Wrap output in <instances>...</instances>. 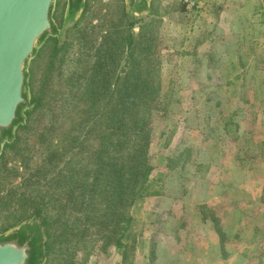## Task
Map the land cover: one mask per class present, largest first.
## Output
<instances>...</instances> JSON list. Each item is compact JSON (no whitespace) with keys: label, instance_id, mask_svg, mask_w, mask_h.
Wrapping results in <instances>:
<instances>
[{"label":"trees","instance_id":"obj_1","mask_svg":"<svg viewBox=\"0 0 264 264\" xmlns=\"http://www.w3.org/2000/svg\"><path fill=\"white\" fill-rule=\"evenodd\" d=\"M137 22L125 15L128 29ZM93 30L83 32L80 37L76 60L79 69L68 74L61 91L55 89L50 97L46 94L45 80H50L55 70V60L65 48V38H50L40 50L36 59L46 46L52 45L43 71L45 80L40 81L38 92L32 95L34 107L27 112L26 125L18 129L15 141L4 147L0 158V187L4 173L9 171L12 187L6 196H19L15 203L20 204L22 214L15 224L39 218L49 237L50 228L59 222L63 235L68 234L65 237L68 243L72 242L73 235L75 246L79 245L91 231L93 242H100L101 249L112 244L120 250L125 248L123 239L133 221L130 208L140 199L162 190L151 189L155 169L151 154L154 141L151 115L162 95L163 106L170 99L165 97L167 89L162 90L159 37L153 20L144 23L136 36L110 31L99 41ZM243 96L236 101L217 94L205 96L203 99L212 104L204 113L190 116L188 128L184 129L187 137L184 140L188 141L184 142V149L178 155L167 157L166 167L174 168L179 163L184 168L195 167L192 176L188 180L184 178V187L180 184L175 191L181 197L194 198L202 209L209 210L206 202L211 191L207 184L213 182L204 175L218 167L221 173L214 180L218 186L214 196L229 198V206L234 210L241 208L247 195L239 191L240 183L260 180L257 185L262 186L264 203V174L252 175L255 167L264 166L261 131L264 112L253 113L250 101ZM42 115L48 116L46 126ZM244 123H252L256 129H247ZM28 135L32 136V142ZM36 152L41 158L35 161ZM11 160L19 164L9 170L7 164ZM18 169L25 171V175ZM35 175L44 180L43 190L30 194L34 191L28 178ZM38 182L39 179L35 181ZM53 207H57L56 218L47 214ZM209 211V215H201L200 224L206 227L211 222L212 234L217 238L214 250L220 259L230 260L235 248L226 247L225 240L234 234L225 232L221 227L223 219ZM254 211L250 224H245L244 231H240L242 237L246 227L249 231L251 228L252 236L257 228L264 227V207L258 206ZM72 219L73 222L65 223ZM249 250L246 243L244 251L236 253L231 264L236 259L250 264L251 257L257 259V264H264V252L251 255L255 254L254 248L251 253Z\"/></svg>","mask_w":264,"mask_h":264},{"label":"rangeland","instance_id":"obj_2","mask_svg":"<svg viewBox=\"0 0 264 264\" xmlns=\"http://www.w3.org/2000/svg\"><path fill=\"white\" fill-rule=\"evenodd\" d=\"M64 6L65 0H58L55 18L60 25ZM125 15L123 0H86L79 24L66 31L65 48L55 60L50 80H45L43 71L52 45L46 46L41 56L31 64V93L36 95L42 80L47 84L48 97L53 96L55 89L61 91L68 74L79 69L76 60L83 32L94 28L99 41L110 31L129 32L136 36L144 23L153 20L159 37L157 47L162 90L167 89L165 97L170 99V102L166 101L169 104L163 106L162 95L151 115L154 139L151 154L155 166L151 189L162 190L140 199L130 208L133 221L123 239L125 248L120 250L112 244L101 249L100 242H93L91 229L79 245L75 246L73 235L72 242L68 243V234L63 235L57 222L49 230L46 264H231L236 253L244 251L246 243H249V253L254 248L255 254L251 255L264 252V238L260 241V237H264V227L257 228L254 236L250 234L251 228L249 231L247 227L245 236L240 234L245 224H250L254 210L258 206L264 207L262 186L257 185L260 180L240 183L239 191L247 196L242 200L245 203L241 208L234 210L229 206V198L213 195L218 191L214 180L221 173L219 167L211 168L204 175L213 181L207 184L211 191L207 196L209 202H206L209 210L214 217L223 219L221 227L225 232L234 234L225 240L226 247L235 248L231 251L232 258L222 260L213 247L217 238L212 234L211 222L203 227L199 221L202 214L209 215L210 211L202 209L200 202L193 201L194 198L181 197L175 191L180 184L184 187V178L188 180L195 167L184 168L181 163L174 168L166 167L167 157L174 153L178 155L184 149V142H188L184 140L187 138L184 137V129L188 128L190 116L204 113L203 110L212 104V101L203 99L208 94L235 101L242 100L244 94L252 105L253 113L264 112V105L260 106L264 97V7L259 0H210L202 5L191 0H153L151 13L136 20L138 22L130 29L126 27ZM43 110L46 111V107ZM42 120L44 126L48 125V116L42 115ZM244 126L256 129L252 123H244ZM261 131L264 133V127ZM45 133L48 134L47 131ZM28 139L32 142V136L28 135ZM38 153L33 158L35 161L40 157ZM18 164L11 160L7 169L11 170ZM18 170L25 175V171ZM261 173L264 174V166L255 167L252 175L257 177ZM10 175L9 171L4 173L0 187L2 230L15 224L22 216L20 204L15 203L19 196H6L12 187L9 186ZM18 178L16 181H20ZM37 179L39 182L35 183ZM236 179L241 181L239 175ZM28 182L34 191L30 194L43 190L44 180L40 176L29 177ZM55 210L57 207L49 208L47 214L56 218ZM257 262L255 257H251L250 264ZM234 264L243 262L236 259Z\"/></svg>","mask_w":264,"mask_h":264},{"label":"water","instance_id":"obj_3","mask_svg":"<svg viewBox=\"0 0 264 264\" xmlns=\"http://www.w3.org/2000/svg\"><path fill=\"white\" fill-rule=\"evenodd\" d=\"M153 0H123L127 17L146 18ZM198 5L210 0H191ZM264 7V0H259ZM58 0H0V158L15 141L34 107L31 64L50 38L64 39L82 17L86 0H65L62 24ZM47 233L39 218L0 228V264H46Z\"/></svg>","mask_w":264,"mask_h":264}]
</instances>
